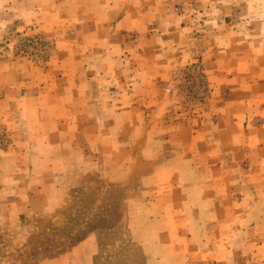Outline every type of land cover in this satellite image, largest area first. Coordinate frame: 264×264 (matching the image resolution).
I'll list each match as a JSON object with an SVG mask.
<instances>
[{
	"label": "rangeland",
	"instance_id": "374dc122",
	"mask_svg": "<svg viewBox=\"0 0 264 264\" xmlns=\"http://www.w3.org/2000/svg\"><path fill=\"white\" fill-rule=\"evenodd\" d=\"M199 54L207 91L190 101ZM110 55L129 62L118 80L165 102L168 124L194 129L231 94L259 114L264 0H0V264H74L92 244L90 264H264L220 247L252 218L238 178L172 176L183 161L158 158L190 149L189 135L148 129L140 106L109 107Z\"/></svg>",
	"mask_w": 264,
	"mask_h": 264
},
{
	"label": "crops",
	"instance_id": "0c3cea01",
	"mask_svg": "<svg viewBox=\"0 0 264 264\" xmlns=\"http://www.w3.org/2000/svg\"><path fill=\"white\" fill-rule=\"evenodd\" d=\"M128 20L129 19L127 15L118 23V25H116V33L118 29L129 30V28L126 27ZM114 44L116 45L115 42L112 44L111 41L109 43L108 48H110V50L113 49L112 51H114L115 48ZM95 46L96 44L93 42L91 47H93V55L96 54L95 59L97 60V68V64L100 63L101 59ZM69 47L70 45L68 44L66 48ZM104 49L106 51V48ZM217 51L219 52L218 48L216 49V52ZM123 53H125V51ZM114 55H110V59L108 60L109 64L114 66V68L109 70L108 74L110 84L113 86L117 85L116 87L118 88L120 83H122L127 89L120 91L115 88V90L109 94V107H113L115 112V109L118 105L117 103H119L118 108L124 109L126 113H129L132 112V108L140 106L144 115L147 114L148 116V120L146 122L148 129H163L168 132L173 130L175 132H179L178 135H183L185 132L187 135H189L188 143L190 144V149L186 151H174L175 155L172 157L164 156L158 158L159 160L175 159L183 161L184 166H182V163L180 164L182 168L170 169L173 171L172 176L195 175L204 176L207 178L211 177V179L212 177H218L220 180H217V182H222L223 178L227 177L238 178V191L242 190V194L249 193L253 197L251 198L252 201L250 202V207L253 209L251 213L253 219L251 216H248L247 219L242 218L232 222L234 226L236 225L239 234H236L235 236H233L234 234H229L228 237H226L227 244H222L220 247L228 256L231 254V256L237 255L240 257H264V217L261 215V212L264 214V168H259L258 166L255 167L256 164H259L260 160H263L264 162V155L262 157V153H264V139H259L258 137L260 133L264 132V123L261 125L258 123L264 119V108L259 105L261 107L259 108V114L253 112L251 107L247 106V101L245 100L247 99L246 96H244L243 100L240 98L234 101L235 98L231 94V99L226 100V103L223 100H219L220 103L215 104L216 106H214L210 113H208V116L205 118L204 122L200 125H197V127L194 129L191 126H185L179 122L168 124L165 120H163L166 112L165 102L160 101L159 98L154 99V95L150 94L149 92L150 90L144 95L139 96L134 89H130L129 78L127 74L125 75V79L120 78L118 80L119 74L115 67L119 64L120 69L122 67L126 69L129 62L126 61V59L115 60ZM164 63L165 62H163V64ZM161 71L163 73V79H165V69L161 68ZM150 81L151 80L148 78L147 83ZM90 97L92 99V103L95 104L97 96L92 93ZM117 97H122V100H118ZM225 105H231L236 109L233 110L231 114H229L231 107L228 106L224 110ZM155 114L161 116V118L159 120H155ZM198 141H203V143H200V149L194 151V146ZM227 158L230 164L227 163L224 165L223 161H225ZM198 160L207 161L213 165L209 170H207V172H203V170L197 166ZM245 161H248L250 166V170H248L247 173H245L246 170H244L241 166ZM213 170H215V172H213ZM159 174L160 172H157L156 174L151 173L148 175L153 177L158 176ZM249 177L255 180L254 184L248 185ZM211 179H208V182L210 181L211 183H217L216 181L212 182ZM205 184H207V182ZM235 198L237 200L239 199L237 203H244L246 197H239L237 192ZM245 229L247 230L244 231ZM249 230H252L251 235L249 234ZM230 240H233L237 243V247L235 246L237 249L236 252H232L234 249L230 248L228 244ZM222 242L225 243L224 240H222ZM85 245H91V242H89V240L84 241L79 249H81V247L86 248L87 246ZM91 247L92 249L90 250L92 251L87 250L84 255H80L82 259L79 258L74 264H90L95 254V246L92 244Z\"/></svg>",
	"mask_w": 264,
	"mask_h": 264
},
{
	"label": "built area",
	"instance_id": "2783aa9c",
	"mask_svg": "<svg viewBox=\"0 0 264 264\" xmlns=\"http://www.w3.org/2000/svg\"><path fill=\"white\" fill-rule=\"evenodd\" d=\"M202 58H204L203 55L199 54V56L197 57V60L195 62H193V64L191 63L189 66L192 68V72H194L193 79H194L196 86L201 89L199 92H195L192 95H189L190 101L191 100H198V97L199 98L205 97V94L207 91V86L203 82L204 76L202 74V65H203ZM195 72H196V74H195ZM166 91L168 93L172 92V89L170 88V86L167 87Z\"/></svg>",
	"mask_w": 264,
	"mask_h": 264
}]
</instances>
